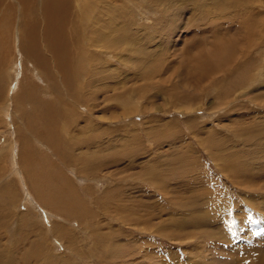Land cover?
Masks as SVG:
<instances>
[{"label":"rangeland","instance_id":"374dc122","mask_svg":"<svg viewBox=\"0 0 264 264\" xmlns=\"http://www.w3.org/2000/svg\"><path fill=\"white\" fill-rule=\"evenodd\" d=\"M9 1L0 0V55L12 56L0 67V264H264V154L255 153H264V0H93L72 9L55 0L49 29L44 11ZM72 10L107 22L75 33L84 49L75 47L74 74L72 33L60 32L62 12L75 23ZM30 16L40 25L18 48ZM100 31L114 41L108 49L89 36ZM35 57L58 79L45 95L42 83L29 87ZM13 84L17 93L34 88L41 118L26 98L10 100ZM246 126L251 145L235 133ZM212 140L249 151L257 177L221 171L198 143ZM156 168L168 171L167 195L144 183Z\"/></svg>","mask_w":264,"mask_h":264},{"label":"bare ground","instance_id":"6f19581e","mask_svg":"<svg viewBox=\"0 0 264 264\" xmlns=\"http://www.w3.org/2000/svg\"><path fill=\"white\" fill-rule=\"evenodd\" d=\"M54 1L55 0H46V7L44 5L43 0H13V3L14 4L17 3L18 4V7H21L26 13H32V12L34 13V12H36L39 9L41 11H44L46 17L43 16L42 18L43 19H45V18L47 19V23L45 25V28L46 29H49L51 26L49 25V22H48V12L47 11L50 9V21L53 22L54 12H55V9L57 8L56 5L53 4ZM90 1H93V0H63L62 3H61V5H60V9H72V8H74L75 4L78 3V2H84V3H87L88 4V3H90ZM132 2H136V1L132 0ZM11 3H12V0H11L10 4ZM137 3H138V1H137ZM134 4H136V3H134ZM238 4L240 5V3L237 2L233 6V8L239 6ZM243 6H245V5H243ZM89 8H90V6H89ZM94 9H97V7H95ZM231 10H232V8H231ZM72 11H73L74 19L77 18V19H75V23L74 22H71V18H70V16L68 15V13L66 11L65 12H62V21L63 22L67 21L68 22V26L64 29L63 25H61L60 26V32H61V35L62 36L65 35V34H67L66 33V30L67 29L70 30L71 33H72V34H69L72 37V42H71V51H70L69 63L66 61V64H67V68L71 71L72 74H74L78 70L81 69V63L78 62L77 60H74V56L78 53L77 52L78 50H76L75 47H79V50L81 48H83L80 40L75 36V33L79 32V31H83V30H87V31H89V30H94V31L102 30L103 28L106 27L107 22L106 21L92 22L90 20H87V15H85L84 13H78L76 10H72ZM0 19H1V21H0V30H1V29L5 28V25L4 24H1L4 21V19L3 18H0ZM18 23L21 24L20 21ZM39 25H40V23H39V16H34V17L30 16V17L27 18V22H26V25H25V28H24L25 29V34H26L25 37H23L24 38V42H18L17 43L18 48H21L22 46L24 47V45H28V44L30 45L32 43V33H34L38 29ZM9 27H10L9 33L10 32L13 33L12 36H9V39L14 43L15 42L14 41L15 40V31H16L17 27L15 26V24H13V25L11 24V26H9ZM89 36H92L93 37L92 38L93 41H95V40H102L104 42V46L106 47V49H108L109 46H111L112 43L114 42V41L113 42L111 41V36L110 37H106L105 36V33L103 31L95 32L93 34H90ZM121 37H123L122 34H121ZM219 38H221L220 35H219ZM56 48L60 50L61 57H63L66 54V48H64V46L62 45L61 42L58 45H56ZM107 55H108V53L106 51L104 53V56H107ZM50 56L52 57V54ZM79 56L82 59V60H79V61H83V58H85V54L84 53H81V54L78 55V57ZM7 57H10L11 60H12V56L8 55V53H5L3 55H0V67L1 68H2V66H6L7 64H10L9 61H7V60L5 61V59ZM80 58H78V59H80ZM71 59H73V60H71ZM86 60H87V58H86ZM35 61H36V65H38V68L37 69H33L32 71H30V78L32 80V83H31V86H29V87L31 88L32 86H34L37 89V85L36 84L37 83H42L43 84V87H41L39 89L45 95V94L49 93V91L47 90L48 87H54V89L57 87V85H58V79L54 75V72L53 71H50V67L47 64L41 63V60H40L39 57H35ZM32 66H33V68H35L34 65H32ZM1 68H0V73H1V70H2ZM59 68L65 73V71H64V69L62 67V60L59 62ZM218 70L220 71V69H218ZM221 74H222V72H221ZM76 75H73V76H76ZM14 79L18 83L20 81L19 86L22 88V85H23L22 83L23 82L21 80H19V81L17 80L18 79V76H14ZM68 85L69 84H67L66 86H68ZM13 86H14V84H13ZM9 89H11V88L9 87ZM14 90H15L14 92L13 91L10 92L11 93L10 100L15 103L17 101L20 102V100L23 99V98H26V100L24 101V103L22 105H27V106L31 107L32 108L31 109L32 116H34L36 118H41V117L38 116L37 108H35L36 107L37 98H36V92H35L34 88H32V90L30 91L32 95L31 94H28L29 91H28V93L23 92L24 91V87H23V91L21 90L18 93L16 92L15 86H14ZM125 107H127V106H125ZM129 107L131 109L133 108L134 111L136 110V107L133 106L130 103H129ZM22 115H24V113H22ZM44 119H47V116H44ZM248 127L249 126H246L245 128H240V129H238L239 131L238 130H235V133L237 135L241 136V138L243 139L244 142H246V143L248 142V144L251 145L253 143V141H251V139H250V134H251L250 133V129H246ZM151 138H148V141H150ZM249 142H251V143H249ZM198 143L202 144L201 147L208 154H210L212 156V159L214 160V162H217V166H218V168L221 171L224 170L225 173L227 172L230 176L232 175V177L234 176V174L238 175L239 177H241V174H242L243 176H246L248 178H249L250 174H252V175L254 174L255 175V178L257 177V175H258L257 172L259 170V167H255L254 169L253 168L252 169H249V165H245V160L251 158V154L249 153V151H246L244 154L243 153L240 154V152H237V151H234V150L232 152V151L227 150V149H221L219 147L220 146L219 143H221V142L220 141H217V140H215V141L212 140L211 143L208 142L207 144L204 141H200ZM12 145H14V144H12ZM254 146L255 147H253V149L254 150H258V148H257V146L255 144H254ZM211 147H212V149L213 148H217V149H219V151L214 150L215 152L212 153ZM259 151H262V150L259 149ZM255 153H258L259 156H261L262 154H264V153H261V152H258V151H256ZM78 163L80 165V172H83V173L89 172L88 171V168H87V165L86 164L83 165L84 162L82 163V162L78 161ZM228 168L231 169L232 171H229ZM243 168H245V170ZM157 170H158V168L151 169L150 172H149L148 177H145V179L148 180V181H146L144 183L147 184V185H149L148 187H150V190L152 189L151 191H153V194H156V192H160L161 193L160 195H167V193H169L167 191L170 190V188H168L169 187L168 185H170L168 183L169 177L166 175L168 171H163V169H160L159 170L160 173H158ZM251 177L252 176H250V178ZM228 178H230V177H228ZM180 182L183 183V181H180ZM170 187H172V186H170ZM147 191H149V189ZM151 195H152V193H151ZM191 205L192 204H190V206ZM181 207H182V205H181ZM182 208H184V207H182ZM205 233H206V231H205ZM205 233L203 235H205ZM206 235H209V234L207 233ZM197 246H199V245H197Z\"/></svg>","mask_w":264,"mask_h":264}]
</instances>
